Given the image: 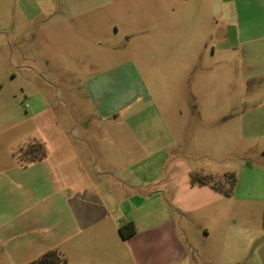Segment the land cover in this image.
<instances>
[{
    "label": "rangeland",
    "instance_id": "374dc122",
    "mask_svg": "<svg viewBox=\"0 0 264 264\" xmlns=\"http://www.w3.org/2000/svg\"><path fill=\"white\" fill-rule=\"evenodd\" d=\"M237 5L230 0H9L5 7L0 1V264H28L45 253L37 242L48 227L34 223V211L27 212V225L9 217L10 205L36 201L27 186L45 185L38 165L21 163L20 148L33 141L46 147L54 139L47 125L57 119L86 135L91 120L82 82L120 64L137 67L151 92L169 91L171 48L178 60L193 65L194 93L200 75L209 92L208 114L187 119L178 164L191 182L193 175L212 177L223 191L229 189L225 176H236L231 196L218 190L193 194L201 206L180 216L198 250L217 242L224 264H257L255 253L264 242V64L245 60L247 51L240 48L224 53L221 63L212 55L231 24L243 41H264V17ZM135 70L129 71L132 79ZM161 217L179 215L162 210ZM239 252L244 254L235 259ZM137 256L128 251L126 264H141Z\"/></svg>",
    "mask_w": 264,
    "mask_h": 264
},
{
    "label": "crops",
    "instance_id": "0c3cea01",
    "mask_svg": "<svg viewBox=\"0 0 264 264\" xmlns=\"http://www.w3.org/2000/svg\"><path fill=\"white\" fill-rule=\"evenodd\" d=\"M0 1L5 7L9 3ZM230 1L264 17V0ZM231 27L220 33L221 41L212 48L217 62L224 61V53L240 48L247 51L245 60L264 64V41H243L238 27ZM168 66L169 91L151 92L130 62L84 80L85 111L91 120L84 128L86 135L66 121L47 125L46 131L54 130V139L45 142L47 156L33 163L41 169L45 185L27 186L36 201L9 207L11 222L27 225L31 220L27 212L34 211V223L48 227L37 242L44 252L58 250L70 264H126L128 251L138 255L141 264H224L218 243L198 250L187 220L180 216L201 206L194 203L193 194L216 192L211 186L193 184L177 155L187 119L192 113L208 114L209 92L200 75V89L194 93L193 65L178 60L173 48ZM130 69L136 71V79L130 77ZM162 210L179 217L162 220ZM130 221L136 234L124 239L120 228ZM243 254L237 253L235 259ZM255 255L257 264H264V242Z\"/></svg>",
    "mask_w": 264,
    "mask_h": 264
},
{
    "label": "trees",
    "instance_id": "16d2710c",
    "mask_svg": "<svg viewBox=\"0 0 264 264\" xmlns=\"http://www.w3.org/2000/svg\"><path fill=\"white\" fill-rule=\"evenodd\" d=\"M21 163L26 166L29 163H34L43 160L47 156L46 147L43 143L33 141L25 147L20 148L18 152ZM226 181L229 183V189L226 191L221 190L220 184L213 181L212 177L193 175L192 183L199 185H208L215 190L223 192L225 196H231L234 192L236 185L235 174L225 176ZM122 238L129 239L136 234V225L133 221L123 224L120 228ZM28 264H70L68 257L58 250H49L42 254L37 259Z\"/></svg>",
    "mask_w": 264,
    "mask_h": 264
}]
</instances>
